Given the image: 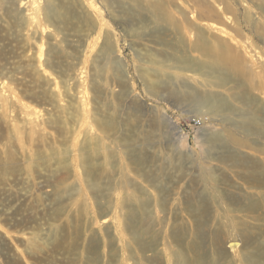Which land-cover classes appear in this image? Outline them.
I'll use <instances>...</instances> for the list:
<instances>
[{"label":"rangeland","instance_id":"rangeland-1","mask_svg":"<svg viewBox=\"0 0 264 264\" xmlns=\"http://www.w3.org/2000/svg\"><path fill=\"white\" fill-rule=\"evenodd\" d=\"M36 1L38 8L46 7V0ZM61 1L59 16L42 9L30 24L33 5L27 11L18 2L0 0V264H136L129 250L120 255L110 240L104 242L103 262L89 253L96 237L80 234V220L52 189L59 179L72 187L64 171L57 172L51 149L62 151L71 144L72 133L86 126L83 114L95 131L109 125L103 141L109 142L110 162L104 171L93 167L92 176L106 187L111 180L126 186L143 201L147 188L168 232L181 233V239L193 228L192 239L198 242L210 235L209 226L221 233L213 209L230 223L243 222L240 217L250 206L264 201V165L244 171L216 158L226 148L221 145L237 139L247 146L236 141L235 154L264 164L258 150L264 146V0H133L136 7L130 0ZM221 26L226 35L216 30ZM202 30L224 51L205 53ZM211 62L220 78L230 79L234 105L218 98L213 108L203 106L191 95V69L209 68ZM79 89L85 110L79 107ZM22 104L37 115L24 114ZM242 118L255 119L260 130L240 123ZM192 119L202 124L193 125ZM48 120L50 126L42 123ZM41 137L50 149L39 145ZM122 199L130 237L138 239L148 264H158L146 246L156 231L146 233L151 225L143 222L144 237L136 234V212ZM256 215L263 221L246 218V226H259L252 230L260 241L264 211ZM200 249L205 248L200 244Z\"/></svg>","mask_w":264,"mask_h":264},{"label":"bare ground","instance_id":"bare-ground-1","mask_svg":"<svg viewBox=\"0 0 264 264\" xmlns=\"http://www.w3.org/2000/svg\"><path fill=\"white\" fill-rule=\"evenodd\" d=\"M8 1L11 2L13 5L17 4V2L20 3L19 6L21 7V9H25L27 11H30V9L28 8L33 5L31 9L32 11L29 14L35 15V16H31L30 18L28 17L29 18L28 21L30 22V24L36 22L34 18H37L36 16L37 13H39V11H41L42 9L43 11L46 10L47 14L49 15L51 13L52 15H57V16L60 15V11H61L60 10L61 5L60 3H57L58 0H46V7L44 8L43 6L42 9L38 8L42 6H40L41 3L39 6L38 4L36 5V2H37L36 0H8ZM129 2L133 3V0H130ZM132 5L135 6L136 4H132ZM134 6L132 7L134 8ZM33 11L35 13H32ZM29 14L27 12L28 16H30ZM151 14H154V13L151 12ZM51 18H53V16ZM211 29H215V28H212L211 26ZM216 30H218L220 34L221 33L223 35L225 34L222 32L225 30L224 26L223 28L221 26L219 27V29H216ZM199 38H200L199 39L200 47L205 51V53L209 54L211 52H215V54L217 55L218 50L224 51V49L222 48L220 44H217L219 45V47H217V45L216 46L214 45V42L211 40L210 36H208L206 31L202 30L201 33L199 34ZM57 47H58V44H57ZM57 47L55 48L56 50H57ZM40 48H41V52H43V45ZM58 50H63V49L60 48ZM221 53H226V52H221ZM215 54H212V55H215ZM211 64L212 66L210 67L207 66L209 68L200 67L199 69L197 67V70L191 69L193 72L192 77H194V83L191 84L190 86L192 89L191 95L194 96L199 101H201V104L203 106L211 105L213 108L214 107L213 103L215 99H218V98H222L223 100H225L229 106L234 105V99H235L234 95L235 94L233 93L234 88L230 85V79L220 78L219 75L216 74L217 71L213 69L214 63L211 62ZM81 74L82 72L78 73L77 77L79 78V80L81 78ZM177 76H180V72L179 74L177 73ZM66 83L65 85L69 87V85ZM68 87H66L67 91H69ZM79 90L77 91V93L79 92V98L82 99L81 102L83 103L81 104V106L79 104V107H82V109L85 110L87 104L83 98L84 91L82 90L79 91ZM71 106H73V103L69 101L68 108H71ZM22 107L24 111L23 113L28 116L30 115L33 116L37 113V110H31L33 108H31V106L29 105H23ZM64 110L65 108L62 109L61 112H64ZM83 115H84L82 118L83 124H85L86 126L81 127L80 129L75 130L72 133L73 139H72L71 144H69V146L62 151L56 150V148L51 149L54 155L57 156L56 157V161L58 164L57 172L64 171L66 178L72 181V187H69V184L66 183L63 179H59L54 184V187L52 189L55 194L60 196L59 203L62 206H64L65 210H69L71 214L76 215V218L80 220L81 222L80 223V234H83L84 231H88V233L91 234L90 238H93L94 236L96 237V238H93V240L94 239L97 240L96 242L97 245L95 244L96 245L95 246L92 243L93 245L92 246L90 245L89 253H92L93 255L98 256V258L102 260L103 262L104 257H105L104 242L106 240H110L111 245H116L119 248L121 252L120 255H123L126 250H129L131 257L136 264H148V261H147L148 257H147V260H144L143 255L140 254V252L138 251V242H137L138 239L137 240L134 239L133 238L134 236L130 237V234H129L130 225L128 223L129 216L126 213L128 210H123L124 207L120 204L121 203L120 201L122 200L124 201V199H122V197L124 196L125 200L127 201L129 205V209L132 210L133 212H136V216H137L136 218H138L134 221L135 222L134 228L136 230V234L138 233L140 237H144V232H142V229H141L143 222L151 225V227L146 228L145 230L146 233L150 234L152 229L156 231V239L152 242L150 241L149 243L150 238L149 239L147 238L148 242L146 246L151 247L149 250H152V251L154 250L156 257L158 258L157 261H159L158 264H264V240L259 241V238L257 237L256 233L252 230V228L258 229L259 226L253 224L254 226L252 227L250 223H249L250 224L249 226H246V224L248 225L249 219L250 220L254 219L255 222L263 221V218L261 219V217L259 218V216L256 215L257 210L261 209L264 211V201L263 200H259L258 204H252L246 214H244L241 217L239 216L243 222H240V223L236 222V224L230 223V220H227L229 217L227 218L226 214L219 215L218 212L215 209H213V212H214L213 217H215V219L219 222V228H221V230L219 229V231L221 233L218 234L217 232L214 231L215 229L213 226H209V224H206V222H202L203 226L211 227V230H210L211 233L210 235H207L206 238H202L200 242H198L197 240H193L192 239L193 238V233H192L193 228L187 229L186 233L183 232L184 229L182 228V232L183 234H185V237L179 239L181 233L177 235L175 230H172V231L170 230V232H168L169 229L165 227L167 220L165 218L161 219V216L159 215L160 213L158 212L159 211L158 203L156 199L152 195L149 194L150 192H148L147 188H145L144 190H145V193L148 195V198H146L147 200L144 199L145 201H143L140 195L135 194L131 191H130L131 194L129 191L128 193L125 189L126 186H124L125 188L123 187L121 188L119 187L118 183L111 180V183L110 181L108 183L111 185L106 187L102 185V182L99 183V181H97L92 176L93 167L101 168L104 171L105 169L104 167L110 162L109 158H111L110 156L112 153L108 152L109 142L106 143L107 145H105L103 141L105 137L106 139H108L107 126L109 127V125L107 124L104 127H101L98 131H95L93 129V126H91V124H89V122H87L86 119H84L85 117H87L86 114H83ZM33 118L34 117L32 118L30 117V119H33ZM205 118H208V117H205ZM246 120H247L246 118H242L240 123H248V124L250 123L254 129L260 130L261 126L257 123L255 119L249 118V121H246ZM238 121L240 120L238 119ZM42 123L45 124L46 126H50L49 123H53V122L51 120H48ZM242 128L246 130L247 132L249 131L246 127H242ZM212 138L215 141L220 140L219 136H212ZM45 140H46L45 138L41 137L40 141L42 143H40L39 145L42 144L44 148L50 149L51 143L45 142ZM235 140L238 141L237 139ZM236 141L234 143L231 140V143L229 142V143H225L224 145H221V147H226V148L222 150L221 154L219 153L220 155L218 156V158H216V160L219 161L221 164L230 165L232 168H238V169L239 168L240 169L250 168L253 166H255L256 168V165H261V166L264 165L263 162H256V163L250 164L248 161L249 158L247 159L245 157L246 155L243 156L237 153L235 154L232 148H234L233 146L234 144L238 146V144H236ZM239 142L240 141H238L237 143ZM260 144H263V143H260ZM241 145L247 146L245 145V143L244 145L243 143H241ZM241 145L239 143L240 147H242ZM105 146H107L108 148L106 147L107 148L106 149ZM249 147H252V146H249ZM256 150L257 149H255V151ZM258 150H260L259 152L263 156L264 146L261 149L258 148ZM36 154L37 153L35 151L28 154L27 158H28L29 164L35 161L34 158ZM114 159H115V155H114ZM116 162L117 161H115V163ZM117 163H120L119 159ZM259 167L257 166V168ZM125 170L126 168H124V171ZM245 170L246 169H244V171ZM255 171L257 173V170ZM71 188H72V191L70 192L69 190ZM92 193H95L96 196L94 195L95 197H93ZM151 194L153 193L151 192ZM116 200H118V202H116ZM96 206H100L102 208L101 209L99 207L101 211H95ZM164 210L165 209L163 208L162 211L164 212ZM143 212L148 213L147 214L148 217L143 216L145 215L143 214ZM246 218L248 219V221ZM243 224L244 226H241ZM262 228L264 227L262 226ZM171 232L173 233L172 236L170 235L172 234ZM179 240L180 241L182 240V242H180ZM190 241L192 245L190 244ZM86 242H88V240ZM200 244L204 246L205 248L203 251H201L202 249H200ZM228 251L231 253H228ZM126 258L127 256H125L124 260Z\"/></svg>","mask_w":264,"mask_h":264},{"label":"built area","instance_id":"built-area-1","mask_svg":"<svg viewBox=\"0 0 264 264\" xmlns=\"http://www.w3.org/2000/svg\"><path fill=\"white\" fill-rule=\"evenodd\" d=\"M191 122L193 123V125H197V126L202 124V120L200 119H192Z\"/></svg>","mask_w":264,"mask_h":264}]
</instances>
